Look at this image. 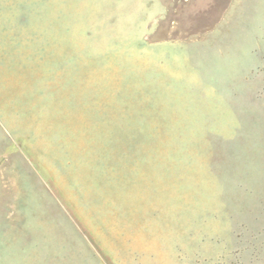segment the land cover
Masks as SVG:
<instances>
[{
    "label": "rangeland",
    "instance_id": "rangeland-1",
    "mask_svg": "<svg viewBox=\"0 0 264 264\" xmlns=\"http://www.w3.org/2000/svg\"><path fill=\"white\" fill-rule=\"evenodd\" d=\"M0 264H264V0H0Z\"/></svg>",
    "mask_w": 264,
    "mask_h": 264
}]
</instances>
